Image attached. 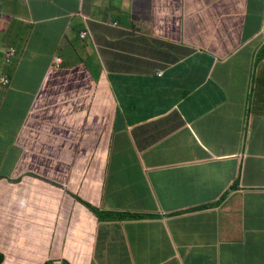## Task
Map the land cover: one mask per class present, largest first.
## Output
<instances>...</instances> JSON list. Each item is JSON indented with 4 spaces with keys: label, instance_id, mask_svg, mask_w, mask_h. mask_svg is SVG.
Here are the masks:
<instances>
[{
    "label": "crops",
    "instance_id": "0c3cea01",
    "mask_svg": "<svg viewBox=\"0 0 264 264\" xmlns=\"http://www.w3.org/2000/svg\"><path fill=\"white\" fill-rule=\"evenodd\" d=\"M165 1L176 0H124L117 9L119 28L95 27L93 41L61 51L34 40L33 27L19 20L18 13L0 30V38L19 51L7 72L10 87L0 85V223L13 221L0 237H15L20 248L37 247L39 264L48 259L56 264H264V188L248 203L228 197L208 211L126 227L99 222L59 192L75 190L73 184H64L73 170L55 157L79 142L88 144L92 132L106 124L114 132L108 192L92 182L82 192L97 208L108 205L113 213L138 218L155 217L163 207L215 202L227 185L208 170L209 160L242 149L252 155L245 159L246 174L264 186V104L250 133L235 132L228 147L206 150L193 140L198 101L189 98L185 112L175 107L178 88L193 90L205 76L207 53L217 59L228 56L217 41L230 42L223 37L232 14L248 1L232 5L213 0L206 12L195 2L177 35L167 33L156 15ZM4 5L12 14V4ZM125 37L131 42L121 45L118 39ZM55 56L59 66L53 65ZM222 63L217 60L213 69L228 72L230 63ZM3 72L0 68V75ZM158 72L162 75L156 76ZM155 109L163 116L122 131L125 115ZM30 156L43 160V175L57 180L55 185L23 178L14 183ZM141 173L152 179L141 196L130 198L128 184L119 182ZM8 186L15 195L7 201ZM196 239L201 242L195 245Z\"/></svg>",
    "mask_w": 264,
    "mask_h": 264
},
{
    "label": "clouds",
    "instance_id": "9594fccd",
    "mask_svg": "<svg viewBox=\"0 0 264 264\" xmlns=\"http://www.w3.org/2000/svg\"><path fill=\"white\" fill-rule=\"evenodd\" d=\"M124 0H0V30L10 23L14 16L19 14V20L37 30L45 29V33L34 40L48 49L61 51L68 47L77 48L87 42L93 41L95 27L119 28L120 5ZM248 1L243 7H238L237 12L231 23L229 32L224 34L223 40L228 44L217 41L218 46L223 47L228 52L226 58L217 59L207 53V57L213 63L203 66L205 76L201 82H197L193 90H188L186 85L178 88L180 98L175 101L176 111H188L190 109L189 98L193 97L198 101L199 111L193 121L196 125V134L193 140L199 145L201 150L217 147L224 149L231 144L235 132L250 133L254 119L258 117L264 104V0L261 6L257 5L258 0H228L229 4L238 5L239 2ZM4 2L11 3L13 6L12 14L8 13ZM195 2H199L206 12L211 9L213 0H176L162 2L157 17L163 24L167 33L177 35L181 31V21L190 17V10ZM13 20V19H12ZM15 27L13 22L12 24ZM174 30L176 33L174 34ZM184 32V29H183ZM238 40L240 43L238 44ZM121 45L131 42V37L118 39ZM223 43V44H222ZM222 49V48H221ZM0 68L5 72L0 75V85L9 88L11 78L7 75L19 58L17 46L11 41H4L0 38ZM234 59V62L229 61ZM54 64L59 66V57H53ZM230 63V69L224 73L221 68L213 69L216 61ZM208 74V76H207ZM161 76L162 73H155ZM207 76V77H206ZM115 115V114H114ZM118 115H115L117 118ZM163 116L159 109L150 110L145 115L127 114L125 115V127L122 131L129 132L132 128L145 123L154 118ZM93 137L89 138L88 144L82 145L81 142L74 144L71 151L62 153L55 157V161L73 170L72 175L68 176L64 184H73L75 190L65 192L59 190L67 199L75 205L89 210L101 223L107 226L126 227L133 223L158 222L164 223L171 218H177L193 213L208 211L215 208L218 202L221 203L225 198H232L236 202L248 203L251 196L261 192L263 185L256 184L245 171V159L252 155H247L245 150L239 152L219 153L212 157L207 164L208 170L217 181L226 180V189L221 195H217L215 202L206 205H196L192 203L182 208L166 210L164 207L155 217H131L119 215L106 207L94 204L86 199L82 192L84 186L92 183H100L103 190L108 184V164L112 158V140L114 132L107 130V124L96 132H92ZM250 154V153H248ZM249 156V157H248ZM248 157V158H247ZM43 160L35 156V163ZM228 161H232L228 163ZM27 165V166H26ZM105 165V166H104ZM21 175L14 183L22 178L32 180L33 172L25 162L20 169ZM89 174L94 179L87 180ZM33 181L43 184L55 185L57 180L47 179L41 170L38 169ZM41 179V180H40ZM152 178L145 173L134 178L125 177L121 179L119 185L127 183L132 191L130 198L139 197L140 191L147 185ZM13 183V184H14ZM8 199L15 195L11 186L7 187ZM148 191V189H144ZM108 192V190H105ZM151 196V195H150ZM127 205L129 203H121ZM155 201L153 200V206ZM4 202L0 201V208ZM120 217H119V216ZM13 221L5 220L0 223V235L11 229ZM128 257L132 258L129 250ZM39 249L37 247L28 250L26 247L20 248L17 239L11 237L9 240L0 237V264H39ZM43 264H56L52 259H48ZM58 264H68L66 261ZM162 264V263H159Z\"/></svg>",
    "mask_w": 264,
    "mask_h": 264
},
{
    "label": "trees",
    "instance_id": "16d2710c",
    "mask_svg": "<svg viewBox=\"0 0 264 264\" xmlns=\"http://www.w3.org/2000/svg\"><path fill=\"white\" fill-rule=\"evenodd\" d=\"M175 33H176V31L174 30V34H175ZM221 48L223 49L222 46H221ZM210 60H211L210 58H207V59H206V62H204V64H205V65H209V64L211 63ZM207 61H208V62H207ZM25 133H26L27 136H31V132H30V130L27 129V128L25 129ZM25 162L28 164L30 170L33 172L32 181H33L34 178H36L35 176L37 175L38 169L42 170V171H41V174H44L43 169L46 168V165H45V163L42 162V161H40V162L38 163V165H37V164L35 163V156H30V157H28V158L26 159ZM36 179H39V178H36ZM40 180H41V179H40Z\"/></svg>",
    "mask_w": 264,
    "mask_h": 264
},
{
    "label": "rangeland",
    "instance_id": "374dc122",
    "mask_svg": "<svg viewBox=\"0 0 264 264\" xmlns=\"http://www.w3.org/2000/svg\"><path fill=\"white\" fill-rule=\"evenodd\" d=\"M14 27V26H13ZM14 29H15V27H14ZM45 33V29L44 28H42L41 30H37L36 32H35V38H37V37H39L40 35H42V34H44ZM23 69H26V66H24L23 67ZM201 242V239H196V240H194V244L196 245V244H198V243H200ZM69 264V263H68Z\"/></svg>",
    "mask_w": 264,
    "mask_h": 264
}]
</instances>
